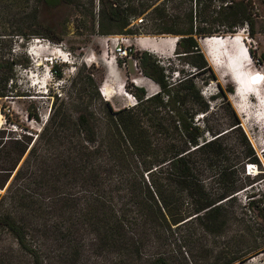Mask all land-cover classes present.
I'll return each mask as SVG.
<instances>
[{"label": "trees", "instance_id": "trees-1", "mask_svg": "<svg viewBox=\"0 0 264 264\" xmlns=\"http://www.w3.org/2000/svg\"><path fill=\"white\" fill-rule=\"evenodd\" d=\"M74 1L0 0V99L30 95V89L18 87L20 71L33 65L28 46L35 38H51L53 31L41 19V9ZM158 1L100 0L99 32L134 34L133 22L146 12H163L160 19L167 24V3ZM160 33L181 35L177 54L196 58L197 72L170 82L168 68L144 53L141 68L160 90L150 95L137 88L134 106L114 109L90 70L85 82L92 97L77 91L57 97L46 120L29 109L28 119L41 126L37 130L13 121L2 103L0 237L7 233L16 249L1 253L0 264H235L246 259L245 252L220 262L208 237L221 234L232 220L244 232L253 230L247 212L238 215L226 205L254 183L245 165L260 167L262 161L220 82L217 95L224 97L229 119L226 127L209 122L211 103L197 77L207 73L206 84L218 77L196 37L198 29L192 24ZM85 69L77 68L71 86ZM261 201L249 202V210L264 213ZM263 250L264 241L251 249Z\"/></svg>", "mask_w": 264, "mask_h": 264}, {"label": "rangeland", "instance_id": "rangeland-1", "mask_svg": "<svg viewBox=\"0 0 264 264\" xmlns=\"http://www.w3.org/2000/svg\"><path fill=\"white\" fill-rule=\"evenodd\" d=\"M162 1L164 0H159L158 3ZM165 1L166 14L169 15L167 24L160 19L163 12H146L133 22L136 32L134 34L100 33V0H76L72 3L41 9V19L46 25L53 27L50 34L52 37L38 38L39 40L35 38L29 44V55L33 65L29 69L20 71L18 87L30 89V95L10 100L0 99V129L6 126V117L1 112L3 102L7 104L5 110L11 113L13 121H19L37 130L41 126L38 122L28 119L29 109H35L45 120L57 97H65L76 91L81 96L92 97L93 88L85 82L87 70L93 72L99 84V90L105 83L110 87L114 94L111 99H106L101 90L100 94L104 100L111 103L114 109L131 106L132 101L127 97L126 91L133 93L136 97V89L140 87L145 88L148 94L160 90L158 83L146 75L141 68L140 57L146 52L158 61L166 62L169 81H172L174 71H180V77L196 73V67L192 64L196 58L179 56L176 48L172 51H153L156 47H151L150 50L147 46L155 45L154 43L146 42V40L139 41L141 37L159 41L161 38H171L172 46L173 39H179L181 35L160 33L162 29L168 27L187 30L193 24L200 32L196 37L205 57L218 77V80H210L207 84L205 83L208 78L207 73L199 74L197 77L202 95L211 103L209 122L226 127L229 119V110L224 97L217 95L219 92L217 82H220L244 133L262 161L261 166L253 169L250 174V181L254 182L253 187L251 185L240 191L235 200L226 205L236 210L238 215H241V210L247 212L246 217L253 230L244 232L240 222L232 220L221 234L209 236L208 241L214 248L213 254L220 262L246 252L248 253L246 259L237 261L235 264H264V250L259 253L251 251L256 241L257 243L264 241V213L259 215L257 209L251 208L252 211H250L248 206L251 201L264 199V80L253 77L254 75L262 76L264 72V0ZM227 2L231 3L225 5ZM142 18L144 22H140ZM247 23L249 32L247 30L243 32ZM240 32L243 33L247 53L250 47L249 42L254 45L256 41L259 47L256 53L245 54L243 50L246 61L250 63V68L246 72L249 83L244 90L247 98L243 100L236 94L237 85L231 74L225 68L216 69L213 66L200 40L213 36L227 37ZM121 34L132 37L136 49L132 57H119L114 51L115 48L113 49V41L109 37ZM257 57L262 58L261 64L256 62ZM80 66L86 68L85 72L81 77L76 78L77 85L71 86L70 81L76 77L77 68ZM133 79H138L141 84H136ZM213 96L215 99L211 98ZM198 116L202 118L203 115ZM7 126L17 129L15 124ZM245 169L248 174L247 165ZM0 193H3L1 189ZM14 249H16V243L7 233H3L0 237V254L13 253ZM189 249H191L190 246L183 247L184 251L188 252Z\"/></svg>", "mask_w": 264, "mask_h": 264}, {"label": "bare ground", "instance_id": "bare-ground-1", "mask_svg": "<svg viewBox=\"0 0 264 264\" xmlns=\"http://www.w3.org/2000/svg\"><path fill=\"white\" fill-rule=\"evenodd\" d=\"M173 40L174 41L172 43V48L174 49L178 39L175 38ZM200 40L204 45V48H206V52L209 55L213 66L216 69L225 68L231 74L233 81L237 85V96L242 100L247 98V93L245 94L244 90L249 83L246 72L250 68V63L248 64L245 56L243 55V50L245 51V54L249 53H247L248 50L246 51L247 47H245L246 44L244 42L245 39L243 38V33L240 32L238 34L227 37L213 36ZM149 45L147 46L149 48H155L156 46ZM253 77L261 78L264 80V75H254ZM140 84V81H138V85ZM101 90L104 97L108 100L111 99V97L114 95L110 87H108L107 83L102 86Z\"/></svg>", "mask_w": 264, "mask_h": 264}, {"label": "built area", "instance_id": "built-area-1", "mask_svg": "<svg viewBox=\"0 0 264 264\" xmlns=\"http://www.w3.org/2000/svg\"><path fill=\"white\" fill-rule=\"evenodd\" d=\"M229 3H231V2H227V3H225V5H227ZM246 30L249 32V24L248 23L246 24V27L243 29V32ZM109 38L113 41V45H114L113 49L115 48L114 51H116L117 56L122 57V58H129V57L133 56L134 52H136L135 51L136 49L134 48V42L132 41L131 36L126 35V34H121V35H116V36H110ZM249 44H250V47H248L249 52L250 53H252V52L256 53V51L259 49L257 42L255 41L254 45H252L250 42H249ZM256 62L261 64V58L257 57ZM160 63L163 65L166 64L165 61H161V60H160ZM180 74H181L180 71H174L172 81H170V82L175 83L178 78H181ZM263 75H264V72H263ZM169 78L170 77H168V79ZM133 82L138 84V79H133ZM126 93H127V97L132 101L131 106H134L135 104H137L138 100L135 97V95L133 93H129L127 91H126ZM257 167L258 166L256 164L248 163L247 164L248 174H251L252 170L257 169ZM260 204L262 207H264V199H262Z\"/></svg>", "mask_w": 264, "mask_h": 264}, {"label": "crops", "instance_id": "crops-1", "mask_svg": "<svg viewBox=\"0 0 264 264\" xmlns=\"http://www.w3.org/2000/svg\"><path fill=\"white\" fill-rule=\"evenodd\" d=\"M145 40H146V42H152V43H154L156 45L155 46L156 49H153V51L154 50H156V51H158V50H170V51H172V50H175V48H176V46H175L174 49H173L172 46L170 45L171 38L170 39L169 38H161L160 41L159 40H152L150 38L149 39H144V37L139 38V41L145 42ZM158 91H156L155 93H157ZM155 93H152V94H155Z\"/></svg>", "mask_w": 264, "mask_h": 264}, {"label": "water", "instance_id": "water-1", "mask_svg": "<svg viewBox=\"0 0 264 264\" xmlns=\"http://www.w3.org/2000/svg\"><path fill=\"white\" fill-rule=\"evenodd\" d=\"M101 92H102V90H101ZM46 120V119H45Z\"/></svg>", "mask_w": 264, "mask_h": 264}, {"label": "snow or ice", "instance_id": "snow-or-ice-1", "mask_svg": "<svg viewBox=\"0 0 264 264\" xmlns=\"http://www.w3.org/2000/svg\"><path fill=\"white\" fill-rule=\"evenodd\" d=\"M255 82V81H254Z\"/></svg>", "mask_w": 264, "mask_h": 264}]
</instances>
